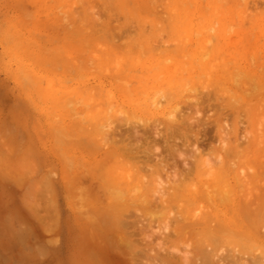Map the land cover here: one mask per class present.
Returning <instances> with one entry per match:
<instances>
[{"label": "rangeland", "instance_id": "rangeland-1", "mask_svg": "<svg viewBox=\"0 0 264 264\" xmlns=\"http://www.w3.org/2000/svg\"><path fill=\"white\" fill-rule=\"evenodd\" d=\"M197 99L206 106L196 114L188 104ZM186 111L204 156L181 193L187 206L158 213L162 228L185 210L193 219L211 212L190 202L195 189L264 186V0H0V212L11 219L0 221V264L116 262L117 236L101 238L114 225L104 186L136 185L154 201L172 189L165 174L108 161L105 135L124 137L139 121L164 131ZM91 187L103 193L84 200ZM226 194L216 202L236 205ZM244 233L257 250L248 264H264V222ZM233 240L236 249L250 243Z\"/></svg>", "mask_w": 264, "mask_h": 264}, {"label": "bare ground", "instance_id": "bare-ground-1", "mask_svg": "<svg viewBox=\"0 0 264 264\" xmlns=\"http://www.w3.org/2000/svg\"><path fill=\"white\" fill-rule=\"evenodd\" d=\"M107 31L110 35H115L110 26H107ZM204 106L206 104L202 99H197L195 102L188 104L189 109H195L196 114ZM191 112L180 113L178 119L174 118L172 121L164 123L166 127H164V131H162L159 124L155 123L149 127L147 123L143 122L141 124V121H139L138 123H130L132 129L123 133L122 136L124 137L117 138L116 135L114 136L116 130H113L114 132L109 131L105 135L108 149L112 151L107 156L108 161L120 162L118 160H123L125 162L122 163L123 166H128L137 173L142 172L159 176L165 174L171 180L169 181V190L172 189V192L167 193L168 196L165 193L154 201L153 198H148L150 195L147 191L140 188L134 189L136 185L132 186L130 184V187L123 185L116 189L104 186L103 190H106L110 195L108 201H111L108 202L109 204L105 209L107 215L110 216L106 218L107 223L114 221V225L105 228L106 231L102 233L101 238H108V233H114L117 236L119 240L117 246L110 244L112 248L114 247V251L109 248L112 255L119 259H116L118 264H248V259H253L252 255L257 252L254 246L256 245L255 242L244 233L247 230L251 231V229L257 228L261 222H264V186L258 184L255 180L250 181L251 186L248 187L250 190L246 188L243 191H232V188H230L227 192L220 193L223 194L222 196L209 194L208 192V195H206L203 194V190L198 191L195 189L190 202L205 201L207 203H204L205 206H209L211 212L209 211L206 213L207 215L197 217L194 215L196 218L193 219L190 215L193 214V210H190V214H188V210H185L181 216L172 218L173 224L167 225V222L164 221V217L168 216L167 213L170 215L173 211L175 213L182 212V209L187 206L188 203L179 204L181 193L184 186L188 187L187 184L193 182L196 169H198L197 163L204 156L198 148L200 139L196 133L197 130L201 129L200 122L196 124L199 128L192 126ZM139 126L143 127L142 131L138 128ZM225 138L228 139V135H225ZM179 141L182 142V146H180ZM228 155V150L225 149L224 158L228 159ZM185 158L193 159L192 167L186 169ZM181 162L184 163L182 168H180ZM263 176L264 174H259L260 178ZM104 181L107 182V179ZM90 185L93 186L94 184L91 183ZM83 189L82 196L83 198L86 196L84 200L89 196L99 195L102 190V188H94V190H97L94 191L91 187V193H93L91 195L86 188ZM86 191L89 192H87L89 195H84ZM230 192L237 199L235 200L236 205L234 203L231 205L230 202L225 205L216 202L228 198L229 195L226 193ZM95 205L93 204L92 207ZM96 206L93 208V212L99 211H97L98 207ZM104 207L105 205L100 209ZM232 209L237 213L236 217L228 216ZM162 210L166 212H164V217L160 216V220L166 222L163 224L164 228L160 224L157 225ZM163 222L159 223L162 224ZM155 225L158 227L154 228ZM164 230H168L167 234L161 232ZM219 236L220 238L223 237L222 241L219 240ZM85 237L90 238L86 235ZM155 237L159 238L154 241ZM94 239L93 237L90 241L94 242ZM233 239H248L250 243H243L236 249ZM262 239L256 238V241L261 243ZM178 244H185L191 250L181 253ZM87 246H90V244H86ZM223 246L228 248L223 249ZM100 248L103 249L99 246ZM91 249L89 247L88 250L87 247L88 251H94ZM104 250H106V247ZM97 251L99 252V250ZM99 253L103 254V252ZM104 255L108 256L105 253ZM99 258L97 257L96 260L103 263L104 261ZM108 258L110 260V257ZM263 258L264 255H259L258 261L263 260ZM104 259L106 260V258ZM254 260L257 262V258H254ZM107 261L105 262L107 263ZM110 262L109 264L116 263L115 260Z\"/></svg>", "mask_w": 264, "mask_h": 264}, {"label": "crops", "instance_id": "crops-1", "mask_svg": "<svg viewBox=\"0 0 264 264\" xmlns=\"http://www.w3.org/2000/svg\"><path fill=\"white\" fill-rule=\"evenodd\" d=\"M9 218H10V215L8 213H6V212H2L1 213L0 212V221H3L4 222V221L8 220ZM9 220H11V219H9ZM3 231L5 232V229L4 228H3ZM29 254H31L30 255L31 258H34V259L37 258L36 251H34V250L29 251L28 254H27V257H28ZM0 257L3 258V259L6 257V252L1 247H0ZM25 259H28V258H25ZM31 262H32V260H31Z\"/></svg>", "mask_w": 264, "mask_h": 264}, {"label": "snow or ice", "instance_id": "snow-or-ice-1", "mask_svg": "<svg viewBox=\"0 0 264 264\" xmlns=\"http://www.w3.org/2000/svg\"><path fill=\"white\" fill-rule=\"evenodd\" d=\"M74 264H102V262L99 260H94L90 262L75 261Z\"/></svg>", "mask_w": 264, "mask_h": 264}]
</instances>
